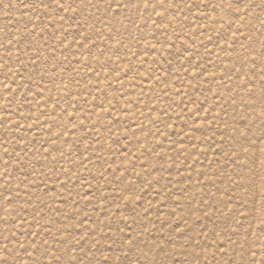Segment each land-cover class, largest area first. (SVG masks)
<instances>
[{"label": "rangeland", "instance_id": "obj_1", "mask_svg": "<svg viewBox=\"0 0 264 264\" xmlns=\"http://www.w3.org/2000/svg\"><path fill=\"white\" fill-rule=\"evenodd\" d=\"M0 264H264V0H0Z\"/></svg>", "mask_w": 264, "mask_h": 264}]
</instances>
